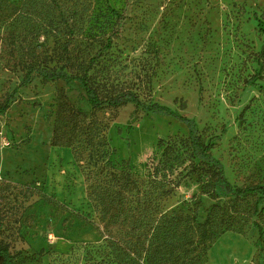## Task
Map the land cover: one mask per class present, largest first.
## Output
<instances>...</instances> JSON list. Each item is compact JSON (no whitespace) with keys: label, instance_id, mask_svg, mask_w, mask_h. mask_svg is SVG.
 <instances>
[{"label":"rangeland","instance_id":"374dc122","mask_svg":"<svg viewBox=\"0 0 264 264\" xmlns=\"http://www.w3.org/2000/svg\"><path fill=\"white\" fill-rule=\"evenodd\" d=\"M58 2L62 10L74 3L85 21L70 45L68 62L57 55L61 44L43 35L50 0H2L0 6V103L16 91L0 115V187L15 186L12 195L18 200L3 208L8 217L0 237L18 264L97 262L95 251L105 230L87 199V182L71 149L50 144L58 91L88 110L82 87L39 77L26 86L18 83L28 65L81 72V63L115 30L110 7L124 21L89 75L110 86L132 88L143 101L173 112L146 114L131 104L96 110L94 117L109 124L107 158L112 166L128 164L146 179L161 157L160 141L186 140L188 127L180 115L195 119L204 139L221 134L211 153L234 186L264 184V88L245 83L256 70L254 53L264 40L257 27V18L264 19V0ZM59 30L67 39L64 25ZM257 83L264 87V79ZM202 169L203 175L182 179L161 199L162 210L187 215L197 209L203 221L209 207L219 202L215 223L224 227L229 222L231 229L210 242L199 264H264V242L255 244L258 231L253 226L264 227V199L249 195L233 202L212 171ZM42 194L58 204L45 202Z\"/></svg>","mask_w":264,"mask_h":264},{"label":"trees","instance_id":"16d2710c","mask_svg":"<svg viewBox=\"0 0 264 264\" xmlns=\"http://www.w3.org/2000/svg\"><path fill=\"white\" fill-rule=\"evenodd\" d=\"M50 1L52 11L46 15L43 35L46 38L53 37L55 43L61 44V47H57V55L68 62L73 56L70 45L80 35L77 32H82L84 16L74 3L62 10L58 0ZM109 12L115 21V30L86 62L81 63V72L70 73L63 66L28 65L18 86L29 85L39 77L43 82H78L82 87L81 97L88 110L79 104H71L64 90L58 91L50 144L71 149L87 182V199L105 230L102 243L95 251L98 255L95 264H199L206 256L210 242L231 229L229 222L224 227L215 223L220 203L212 204L204 220L200 221L197 209L187 215L176 211L165 213L160 205L161 199L170 196L182 179L192 174L203 175L202 168L212 171L215 182L225 193L233 196V202L249 195L264 199V184L234 186L227 178L222 162L211 153L221 134L204 139L195 119L180 115L178 117L188 127L186 140L183 143L160 141L161 157L146 179L135 174L128 164L119 169L112 166L107 158L109 148L106 130L109 124L94 117L96 110L118 109L131 104L146 114L173 112L158 102L143 101L132 88L110 86L106 81H98L89 75L99 59L111 49L113 36L124 21L123 14L118 10L110 7ZM61 25L66 29L63 32H66L67 39L61 37ZM257 27L264 36V19L257 18ZM253 59L257 67L245 83L262 89L264 87L257 81L264 79V40ZM15 92L8 93L0 103V115L15 100ZM180 167L182 170L175 176L174 171ZM13 189L15 186L11 184L0 187V236L4 232V220L8 217L3 208L18 201L16 195H12ZM42 198L53 206L58 204L46 194H42ZM253 226L258 231L255 244L259 246L264 242V227L257 222ZM0 264H18L9 243L1 237Z\"/></svg>","mask_w":264,"mask_h":264}]
</instances>
